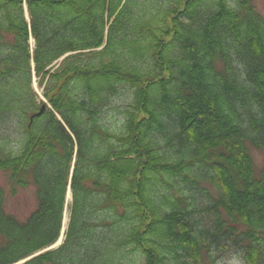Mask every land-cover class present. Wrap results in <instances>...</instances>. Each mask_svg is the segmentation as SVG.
<instances>
[{"label":"trees","instance_id":"trees-1","mask_svg":"<svg viewBox=\"0 0 264 264\" xmlns=\"http://www.w3.org/2000/svg\"><path fill=\"white\" fill-rule=\"evenodd\" d=\"M249 146L264 152L254 0H0V264H264ZM203 182L218 194L191 209ZM27 189L20 219L5 199Z\"/></svg>","mask_w":264,"mask_h":264},{"label":"rangeland","instance_id":"rangeland-1","mask_svg":"<svg viewBox=\"0 0 264 264\" xmlns=\"http://www.w3.org/2000/svg\"><path fill=\"white\" fill-rule=\"evenodd\" d=\"M257 10L264 16V0H254ZM32 43V42H31ZM33 85L36 88L37 93L42 94L41 90L36 85L34 76H33ZM113 119L119 118L118 116H111ZM249 152L253 160L255 173L259 175L264 165V152L262 150L255 149L249 146ZM0 179L3 180V176L0 175ZM200 188H184V195L187 196L189 201L188 207L195 208L207 203L211 198L217 196V190L211 184L207 182L200 183ZM71 197V196H70ZM70 197H67V200H70ZM35 207V196L32 189H27L21 191L17 196H6L5 199V209L15 214L20 219L26 218L29 213ZM64 228L67 224V215L65 216ZM57 247L55 245L52 248ZM137 259V258H136ZM139 261V259H137ZM217 264H245L244 259L240 252L235 251L227 256L222 257Z\"/></svg>","mask_w":264,"mask_h":264},{"label":"bare ground","instance_id":"bare-ground-1","mask_svg":"<svg viewBox=\"0 0 264 264\" xmlns=\"http://www.w3.org/2000/svg\"><path fill=\"white\" fill-rule=\"evenodd\" d=\"M32 42V43H31ZM30 43L31 45L33 46L34 45V40L33 38H30ZM71 196V192L70 190L68 189L67 191V197H70ZM65 220V219H64ZM66 221V220H65ZM65 229V228H64ZM63 235V234H62ZM62 235L60 236V238L51 246V247H54L55 245H59L61 242H62Z\"/></svg>","mask_w":264,"mask_h":264},{"label":"water","instance_id":"water-1","mask_svg":"<svg viewBox=\"0 0 264 264\" xmlns=\"http://www.w3.org/2000/svg\"><path fill=\"white\" fill-rule=\"evenodd\" d=\"M25 11H27V10H26V5H25ZM26 16H27V18H28V13H27V12H26ZM33 65H34V64H33Z\"/></svg>","mask_w":264,"mask_h":264}]
</instances>
